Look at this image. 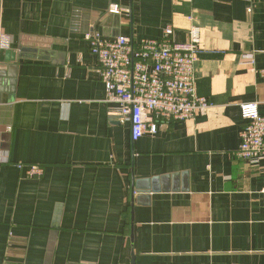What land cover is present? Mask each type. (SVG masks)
Listing matches in <instances>:
<instances>
[{
  "label": "crops",
  "instance_id": "1",
  "mask_svg": "<svg viewBox=\"0 0 264 264\" xmlns=\"http://www.w3.org/2000/svg\"><path fill=\"white\" fill-rule=\"evenodd\" d=\"M167 25L200 28L213 105L134 140L87 34ZM0 26V264H264V159L237 155L240 103L264 114V0H0Z\"/></svg>",
  "mask_w": 264,
  "mask_h": 264
},
{
  "label": "built area",
  "instance_id": "2",
  "mask_svg": "<svg viewBox=\"0 0 264 264\" xmlns=\"http://www.w3.org/2000/svg\"><path fill=\"white\" fill-rule=\"evenodd\" d=\"M174 34L173 25L165 27L161 38H145L138 43L124 34L112 39L95 31L87 34L91 52L99 61L96 71L105 84V101L115 105L113 112L122 123H130L134 140L157 133L168 121H185L206 113L213 105L196 90L200 28L192 26L185 42L175 40ZM4 44L0 26V50ZM260 72L264 74V67ZM240 111L245 123L237 155L258 163L264 159V114L257 101L241 102ZM18 167L29 178L44 174L38 164L18 163Z\"/></svg>",
  "mask_w": 264,
  "mask_h": 264
},
{
  "label": "water",
  "instance_id": "3",
  "mask_svg": "<svg viewBox=\"0 0 264 264\" xmlns=\"http://www.w3.org/2000/svg\"><path fill=\"white\" fill-rule=\"evenodd\" d=\"M141 181L136 179L134 180V183H133V190L134 191H137V192H140V193H148V192H145L144 189H142V184L140 185ZM141 187V189H140ZM134 258L135 256L133 255V260H132V264H136L135 261H134Z\"/></svg>",
  "mask_w": 264,
  "mask_h": 264
}]
</instances>
